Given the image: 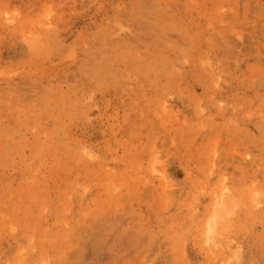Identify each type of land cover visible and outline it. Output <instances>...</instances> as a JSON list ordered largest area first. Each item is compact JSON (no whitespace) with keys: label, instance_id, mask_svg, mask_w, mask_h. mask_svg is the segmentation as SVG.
<instances>
[{"label":"rangeland","instance_id":"obj_1","mask_svg":"<svg viewBox=\"0 0 264 264\" xmlns=\"http://www.w3.org/2000/svg\"><path fill=\"white\" fill-rule=\"evenodd\" d=\"M0 264H264V0H0Z\"/></svg>","mask_w":264,"mask_h":264}]
</instances>
